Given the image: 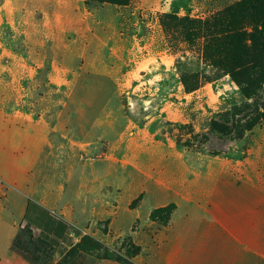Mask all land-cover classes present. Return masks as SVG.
<instances>
[{"label": "rangeland", "instance_id": "obj_1", "mask_svg": "<svg viewBox=\"0 0 264 264\" xmlns=\"http://www.w3.org/2000/svg\"><path fill=\"white\" fill-rule=\"evenodd\" d=\"M244 1L1 0L0 58L16 54L19 60L12 63L37 70L38 86L31 90L23 80L26 90L20 95L25 99V93H33L29 100L39 103V113L53 104L47 115H56L70 101L61 119L68 133L88 127L109 101V109L122 103L131 124H148L157 140L228 160L232 172L264 190V82L246 95L214 64L216 54L207 50L204 36L187 28L191 21H208ZM244 18L239 31L251 48V35L264 15L251 8ZM236 58L229 53L225 64ZM96 83L106 86L104 92L96 93ZM116 90L118 97L111 99ZM105 185L97 182L74 197L70 211L79 218L63 249L36 242L28 227L18 224L13 253L27 264H130L141 256L146 227L135 232L134 219L130 227L126 221L127 208H135L139 199L120 204L119 219L113 221ZM172 212L173 206L158 209L152 219L161 224ZM7 221L10 215L1 213V241L7 237Z\"/></svg>", "mask_w": 264, "mask_h": 264}, {"label": "crops", "instance_id": "obj_2", "mask_svg": "<svg viewBox=\"0 0 264 264\" xmlns=\"http://www.w3.org/2000/svg\"><path fill=\"white\" fill-rule=\"evenodd\" d=\"M13 60L18 55L0 58V218L10 215L0 264H27L11 250L18 224L63 249L79 218L70 211L74 197L97 182L110 188L113 221L120 204L139 199L126 221L130 227L133 218L135 232L141 226L146 234L142 255L130 264H264V190L232 172L228 160L157 140L148 124H131L122 103L109 109V101L88 127L68 133L61 119L70 101L56 115H47L53 104L39 113V103L29 100L33 93L20 95L23 80L31 90L38 86L37 70ZM104 89L96 83V93ZM167 206L170 217L154 221V211Z\"/></svg>", "mask_w": 264, "mask_h": 264}, {"label": "trees", "instance_id": "obj_3", "mask_svg": "<svg viewBox=\"0 0 264 264\" xmlns=\"http://www.w3.org/2000/svg\"><path fill=\"white\" fill-rule=\"evenodd\" d=\"M251 8L264 15V0H246L231 9L222 11L208 21L196 20L187 24L191 33L204 36L209 46L207 50L211 53L214 51L216 54L213 58L214 64L226 70L231 79L240 87V90L248 96L251 95L249 89L254 91L255 87L264 82V19L259 31L255 35H251L253 42L251 48L244 45V34L239 31V27L244 22L245 14ZM235 29L238 31L236 32ZM231 52L237 58L230 61L232 64L226 65L227 55ZM242 54H245L246 57H242ZM244 59L246 64L243 63ZM237 69L241 71H237ZM28 231V236H31L36 242L55 248L52 244L35 237L29 228ZM15 242L13 248L17 250Z\"/></svg>", "mask_w": 264, "mask_h": 264}]
</instances>
